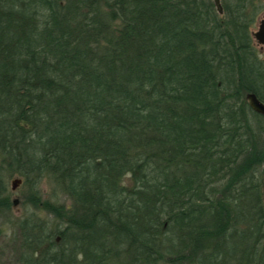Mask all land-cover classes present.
<instances>
[{
	"label": "trees",
	"instance_id": "16d2710c",
	"mask_svg": "<svg viewBox=\"0 0 264 264\" xmlns=\"http://www.w3.org/2000/svg\"><path fill=\"white\" fill-rule=\"evenodd\" d=\"M257 1L0 0V208L14 175L36 206L20 264H264Z\"/></svg>",
	"mask_w": 264,
	"mask_h": 264
},
{
	"label": "rangeland",
	"instance_id": "374dc122",
	"mask_svg": "<svg viewBox=\"0 0 264 264\" xmlns=\"http://www.w3.org/2000/svg\"><path fill=\"white\" fill-rule=\"evenodd\" d=\"M258 6L261 7V11L257 17L255 25L253 27V34L255 31L259 29V24L261 19L264 17V0L257 1ZM224 13V12H223ZM255 44L259 51L260 58L264 61V45H261L257 39L255 38ZM22 178V183L16 188H12V182L15 178ZM263 180V192H264V172L261 176ZM125 182L130 184V175H127L124 178ZM7 188L10 197L11 207L10 208H0V264H20L19 261V235L16 229V221L20 217H24L25 215L36 210V206L31 203L29 199V190L28 183L24 177L19 175H14L12 177L7 178ZM40 195L42 198V202L44 200L50 199L52 197L53 184L48 180H43L39 185ZM18 198L19 203L17 205L14 204V199ZM61 203H70V199L61 195L59 197ZM44 206V204H41ZM38 214L42 216H46L48 213L42 209ZM49 217H52L51 214H48Z\"/></svg>",
	"mask_w": 264,
	"mask_h": 264
},
{
	"label": "water",
	"instance_id": "95a60500",
	"mask_svg": "<svg viewBox=\"0 0 264 264\" xmlns=\"http://www.w3.org/2000/svg\"><path fill=\"white\" fill-rule=\"evenodd\" d=\"M213 1L218 9V12L220 14H223L224 8H223L222 0H213ZM253 35L261 45H264V17L260 21L259 29L255 31ZM246 98L249 102L250 107L254 111L264 115V102L256 95V93L249 92L247 93ZM21 183H22V178L20 177L15 178L12 182V188L16 189ZM18 203H19V199L15 198L14 204L17 205Z\"/></svg>",
	"mask_w": 264,
	"mask_h": 264
},
{
	"label": "bare ground",
	"instance_id": "6f19581e",
	"mask_svg": "<svg viewBox=\"0 0 264 264\" xmlns=\"http://www.w3.org/2000/svg\"><path fill=\"white\" fill-rule=\"evenodd\" d=\"M249 103V102H248Z\"/></svg>",
	"mask_w": 264,
	"mask_h": 264
}]
</instances>
